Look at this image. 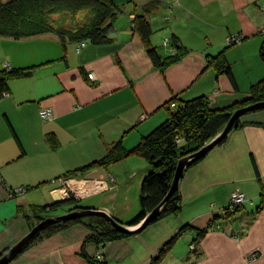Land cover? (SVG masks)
I'll use <instances>...</instances> for the list:
<instances>
[{
  "label": "crops",
  "instance_id": "obj_1",
  "mask_svg": "<svg viewBox=\"0 0 264 264\" xmlns=\"http://www.w3.org/2000/svg\"><path fill=\"white\" fill-rule=\"evenodd\" d=\"M114 1L121 11L108 43L67 41L65 46L55 33L0 36V69L35 66L33 75L11 80L8 94L0 95V253L31 231L32 221L25 217L30 205L54 202L53 190L61 187L54 179L103 158L118 142L127 149L138 145L166 121L169 111L163 105L171 98L206 95L213 107L222 108L245 99L252 84L264 78V0ZM136 15L151 23V43L161 55L175 52L173 40L187 53L159 69L133 28ZM235 33L244 40L230 46L227 38ZM82 42L86 45L79 49ZM222 51L233 78L210 62ZM44 107L53 109V120H43ZM242 121L226 143L186 169L179 214L102 246L85 242L90 230L78 223L28 247L10 264H93L99 254L106 264H150L187 225L193 229L162 264H264V109ZM150 170L145 158L133 155L94 168L72 184L82 191L80 204L127 223L141 210L142 181ZM100 183L104 189H98ZM19 187L28 190L11 196ZM233 191L249 200L226 217ZM215 216L220 219L213 222ZM211 222L210 231L196 240V230Z\"/></svg>",
  "mask_w": 264,
  "mask_h": 264
},
{
  "label": "trees",
  "instance_id": "obj_2",
  "mask_svg": "<svg viewBox=\"0 0 264 264\" xmlns=\"http://www.w3.org/2000/svg\"><path fill=\"white\" fill-rule=\"evenodd\" d=\"M120 11L121 8L114 0H0V36L23 39L45 33H55L61 38L65 46L67 41L80 42L85 40L96 44H104L111 41V35L115 30L114 20ZM133 28L142 37L145 45L149 46L148 52L154 65L162 71L187 53V49L178 40H173L172 44L175 47V52L170 55H161L151 43L153 30L151 23L144 15H136L133 19ZM260 54L264 61V41ZM216 56L210 62H213L220 72H225L233 78L231 65L225 51ZM34 67L1 68L0 95L8 94L11 80L33 75ZM261 102H264V78L252 84L249 95L245 99L222 108L213 107L206 95L188 100L173 97L165 103L166 105H163L169 111L166 121L143 137L138 145L127 149L122 142H118L111 147L108 154L103 158L70 170L63 176L66 178L82 177L94 168L105 167L133 155L145 158L151 165V170L142 181L141 210L129 222H123L130 226L138 225L167 197L180 160L199 152L216 138L225 129L237 109ZM173 103H176V107H172ZM243 124L241 117L236 121L232 130L238 129ZM229 134L224 136L216 146L226 143ZM209 153L191 159L187 169L198 164ZM44 183L46 182H42L35 187ZM65 204L71 205L68 211L84 207L80 204L78 198L71 197L62 202L32 204L30 210L25 212V217L32 221L33 228L46 218L58 214L62 205ZM242 206H238L236 210H231L228 205L224 212L225 216L230 217L237 214ZM261 208L262 206L259 205L256 212ZM181 209L182 199L178 189L163 206L155 221L172 214H179ZM219 219V216H215L213 222ZM213 222L202 230H196L198 233L196 240L210 231ZM78 223H84L90 230L85 242H94L100 246L109 241L132 235L121 232L107 218L94 215L90 218H76L51 224L26 247L28 248ZM188 229L193 228L189 225L183 227L173 238L166 242L150 264H162L171 253L175 243ZM6 251L0 253V258ZM90 261L93 264H106L104 259L96 262Z\"/></svg>",
  "mask_w": 264,
  "mask_h": 264
},
{
  "label": "water",
  "instance_id": "obj_3",
  "mask_svg": "<svg viewBox=\"0 0 264 264\" xmlns=\"http://www.w3.org/2000/svg\"><path fill=\"white\" fill-rule=\"evenodd\" d=\"M259 109H264V102L237 109L234 112L233 116L231 117L225 129L220 134H218L216 138H214L210 143H208L199 152L181 159L178 164L176 174H175L170 192L168 193L167 197L163 200V202L157 208H155L151 213H149L146 216V218L143 221H141L138 225H135V226L126 225L122 221L117 220L116 217L109 214L105 210L84 206L80 209L72 210L64 215L48 217L45 220L39 222L20 242H18L15 246H13L12 248H10L9 250L5 252V254L0 258V264H10V262L17 255H19L39 233H41L49 225L60 222V221H68V220H72L76 218L98 215V216H103L107 218L121 232L130 233V234H136V233L141 232L151 222L155 221L158 218V216L160 215L162 211L163 206L179 189L180 180L184 176V173L191 159H193L194 157L206 155L207 153L211 152L215 148V146L223 139V137L229 134L230 131L235 127V123L238 119H240L241 117H243L245 114L249 112L256 111ZM53 198L55 202H62V201H66L70 199L68 197L63 198L59 194H55Z\"/></svg>",
  "mask_w": 264,
  "mask_h": 264
},
{
  "label": "built area",
  "instance_id": "obj_4",
  "mask_svg": "<svg viewBox=\"0 0 264 264\" xmlns=\"http://www.w3.org/2000/svg\"><path fill=\"white\" fill-rule=\"evenodd\" d=\"M176 1H178V0H176ZM263 10H264V8H263ZM263 32H264V29H263ZM243 40H244V36L242 34H239V33L231 34L227 38V42L230 45L240 44L243 42ZM169 41H170L169 38H167L165 41V44H168ZM85 45H86V42H82L81 44H79V49ZM174 49H175V47H174ZM89 77L91 79H95V74L90 73ZM5 95H7V93H5ZM172 106L176 107V103H173ZM40 113H41V117L43 118L44 121H50V120L54 119V112H53V109L50 107L42 108ZM73 179H77V177L60 178L57 182L59 184H61L62 188H58L55 191V194H59L58 191H63V193H64L63 198H67V197L71 198L72 196H74L76 198L82 197L83 195L74 189V186L71 183V181ZM104 188H105V185L103 183L98 184V189H104ZM26 191H27L26 187H19L17 189H12L10 194H11V196H15L18 194L25 193ZM248 200H249V197L244 192L233 191L231 193V196H230V202H229L230 209L236 210L238 208V206H242ZM193 247H194V245H193ZM99 257H102V260H103L102 254H99ZM254 258L255 257L253 256V259Z\"/></svg>",
  "mask_w": 264,
  "mask_h": 264
},
{
  "label": "rangeland",
  "instance_id": "obj_5",
  "mask_svg": "<svg viewBox=\"0 0 264 264\" xmlns=\"http://www.w3.org/2000/svg\"><path fill=\"white\" fill-rule=\"evenodd\" d=\"M263 12H264V10H263ZM263 29H264V28H263ZM172 107H173V106H172ZM60 178H66V177L63 176V177H60ZM60 178H58V179H54L53 182H57ZM71 183H72V181H71ZM54 186H55V185H54ZM59 186H60V185H59ZM60 188H62V187H60ZM26 189L28 190V188H26ZM53 191H56V190L54 189ZM72 197H74V196H72ZM54 202H55V201H54ZM81 205L84 206V205H85V202L82 201V202H81ZM70 207H71V205H67V204L62 205L61 209L58 211L60 214H55V215H53V216L64 215V214L70 212V211H68V210L70 209ZM225 210H226V208H225ZM225 210H224V211H225ZM71 211H72V210H71ZM238 212H239V211H238ZM238 212H237V213H238ZM234 215H235V214H234ZM50 217H52V216H50ZM90 217H94V216H87V218H90ZM82 218H83V217H82ZM85 218H86V217H85ZM72 220H73V219H72ZM153 222H154V221H153ZM151 223H152V222H151ZM151 223H150V224H151ZM150 224H149V225H150ZM36 225H37V224H36ZM36 225H35V226H36ZM35 226H34V227H35ZM34 227H33V228H34ZM33 228H32V229H33ZM145 228H146V227H145ZM145 228H144V229H145ZM32 229H31V230H32ZM144 229H143V230H144ZM180 230H181V229H180ZM180 230H179V231H180ZM179 231H178V232H179ZM182 236H183V235H182ZM182 236H181V237H182ZM193 245H194V247H195V244H192V245H191V248H194ZM26 248H27V247H26ZM26 248H25V249H26ZM25 249H24V250H25ZM24 250H23V251H24ZM23 251H22V252H23ZM255 255H256L255 253H253V254L251 255L250 258H252V259H251L252 261L255 259V258L253 259V256L255 257ZM98 259H99V260H102V257H98ZM103 259H104V257H103ZM11 262H12V261H11ZM11 262H10V263H11Z\"/></svg>",
  "mask_w": 264,
  "mask_h": 264
},
{
  "label": "bare ground",
  "instance_id": "obj_6",
  "mask_svg": "<svg viewBox=\"0 0 264 264\" xmlns=\"http://www.w3.org/2000/svg\"><path fill=\"white\" fill-rule=\"evenodd\" d=\"M146 47H147V46H146ZM147 48H149V46H148ZM211 57H212V56H211ZM216 57H217V56H216ZM216 57H215V58H216ZM211 59H213V58H211ZM213 60H214V59H213ZM208 62H209V61H208ZM212 63H213V62H212ZM210 64H211V63H210ZM213 64H214V63H213ZM208 65H209V64H208ZM220 70H221V69H220ZM175 97H176V96H175ZM244 98H245V96H244ZM164 102H166V101H164ZM166 103H167V102H166ZM165 105H166V104H165ZM165 107H166V106H165ZM78 191H79V192H82L81 189H79ZM58 193L61 195V197H63V194H62L60 191H58ZM133 235H134V234H133ZM17 258H18V257H17ZM14 261H15V260H14Z\"/></svg>",
  "mask_w": 264,
  "mask_h": 264
}]
</instances>
